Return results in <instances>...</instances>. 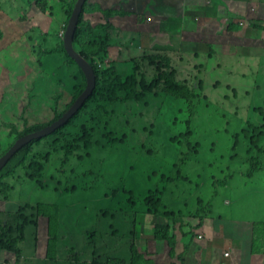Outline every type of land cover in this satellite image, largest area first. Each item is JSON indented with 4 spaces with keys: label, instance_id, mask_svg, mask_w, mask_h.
I'll return each instance as SVG.
<instances>
[{
    "label": "rangeland",
    "instance_id": "1",
    "mask_svg": "<svg viewBox=\"0 0 264 264\" xmlns=\"http://www.w3.org/2000/svg\"><path fill=\"white\" fill-rule=\"evenodd\" d=\"M47 1L50 9L43 11L35 0H0L5 33L0 39V156L27 131L66 113L83 81L67 55L42 54L64 37L78 0ZM219 1L205 0L204 6L201 1V9L190 7L185 18L175 9H152L153 16L143 8L119 9L129 19H122L120 26L111 22L109 0L86 1L80 37L105 43L108 55L104 60L97 56V65L118 70L122 79L113 82L119 89L107 93L108 87L101 88L102 93L78 110L77 119L71 117L34 139L12 161L3 178L10 186H0V210L9 209L1 212L0 224L11 221L10 227L0 225V264H148L143 259L134 263L139 255L154 264H181L176 254L188 249L186 241L194 234L196 240L185 255L188 264H225L231 259L223 255L233 253L230 248L241 237L239 232L250 237L264 230V168L250 178L244 174L255 155L254 133L262 134L264 147V40L256 42L259 50L251 57L242 44L224 51L228 47L220 39L228 37L230 28L221 17L237 4ZM132 2L138 6L137 0ZM213 3L209 16L204 7ZM201 14L208 17L206 23L197 21ZM156 28L161 32L158 40L151 35ZM254 28L264 32V20ZM247 29L237 36L248 37ZM154 80L158 86L149 88ZM188 128L194 133L180 134ZM85 131L90 133L89 145ZM236 133L240 156L231 158V135ZM196 140L202 144L200 160L182 162L176 171L174 164L183 157L172 156L169 147L189 152ZM100 149L104 151L96 153ZM153 166L169 174L174 169L176 182L159 186L154 180H170L171 175ZM42 168L43 178H35ZM229 168L238 174L227 185L215 183ZM185 171L203 185L199 189L205 208H199L196 188H191L195 183ZM209 199L212 210L206 207ZM52 210L60 213L63 239L86 226L80 244H59L57 254L47 247L49 215L44 212ZM158 210L177 214L169 220L168 234L176 238L172 257L162 239L143 234L158 231ZM26 212L34 220L17 227ZM89 223L99 229V241ZM253 249L264 253V244L256 243Z\"/></svg>",
    "mask_w": 264,
    "mask_h": 264
},
{
    "label": "trees",
    "instance_id": "2",
    "mask_svg": "<svg viewBox=\"0 0 264 264\" xmlns=\"http://www.w3.org/2000/svg\"><path fill=\"white\" fill-rule=\"evenodd\" d=\"M222 1L223 0H220L219 2H222ZM35 3L43 11L47 10V7H48V1L47 0H35ZM86 5H87V3L85 2L84 8L86 7ZM204 8L206 9V8H211V7L206 6ZM48 9H50V8L48 7ZM72 11H73V9H71V11H70V16L73 13ZM81 17H82V13L80 15L79 22H78V25L76 27L75 33H74V47L87 60H89L91 62L92 66H93V68H94V70L96 72V85H95V88L93 90L92 95L87 100V102H90L93 98L96 97L97 93H99V92L102 93L103 92L101 90V88L105 89L106 87H108V89L106 90L107 93H109L111 91L116 92V90L119 89V87L113 81L118 83L122 79V76L119 74L118 70L115 69V67L106 68L105 66L99 67V65H97L98 59L104 60V58L108 55L107 52H104L105 43L99 42V41H96V40H91V39L83 40L80 37V31H81L80 30V21H81ZM252 24L254 26L258 25V21H253ZM88 26L92 27L90 24H88ZM260 29L261 28H259L258 30H260ZM92 31L95 32V27L92 29ZM3 37H4V33H2V29L0 27V39H2ZM96 37L97 38L99 37L98 33H96ZM42 54L47 55V56L48 55H55V54H63V55L65 54V55L68 56L67 57V56L64 55L67 58V61L70 64H74V65L77 66V68L81 71L82 76H83V81L79 85V87H77L76 93H75V97H78L85 90V88L87 86V78H86L85 73L82 71L80 66L75 61V59L72 58L68 54L67 50L65 49L63 37H61V40L58 41L56 45H53L52 47L44 48L43 51H42ZM97 56H98V59H97ZM158 84H159V81L154 80V81H152L149 84L148 87L152 88L153 86H158ZM123 86L124 87L126 86V82L124 83ZM127 87H128V85H127ZM109 89H112V90H109ZM177 101H180V100L177 99ZM78 113H79V111L70 119V121L73 118H75ZM61 115H63V114H61ZM61 115L58 116V117L60 118ZM92 116L96 117V115H92ZM78 117L79 116H77L75 119H77ZM187 125H189V124H187ZM44 127L45 126H43V127H40V126L34 127L33 131H36V130L38 131V130L44 128ZM168 130L169 129H166L165 135L167 134ZM27 132L31 133L32 131H27ZM55 132H57V130ZM179 132H180L181 135H183L185 137L190 136L192 133H194L193 131H191L190 128H188L187 131H179ZM226 134H229V133H226ZM89 136H90V133L88 131H85L83 137H84V139L86 141V144H88V145H89V139H88ZM231 136H232V139L234 140V142H233L234 144H233L232 149H231L232 152L230 151V157L231 158H237L238 156H240L236 152L238 147H239V144H240V140H239L240 136L238 135V133H236L234 135H231ZM261 138H262V134L261 133H254L251 136V142L254 145V147L256 148V150H255L254 158H251L249 167H248L247 171L244 173L246 177L250 178L253 175H255L256 173H258L259 171L263 170V168H264V160H263L264 159V147L260 144ZM160 140L163 141L162 138H160ZM33 141H31L30 143L26 144L17 153H15L11 157V159L7 162V164L2 168V170L0 171V186H2V187H9L10 186L9 183L3 181V178L5 176H7L9 174V172L11 171V169H12V165H11L12 161L15 158H17L21 154V152L23 150H25L28 147H30V145L32 144ZM196 141H197V143L192 144V147H193L192 151H189V152H187L186 150H182V152H178V149L173 147L172 145L169 147V152H172V154H173L172 156H174L176 158H178V155L183 157V159L181 161L176 162L174 164V166L176 167V171L179 170L180 165H181L182 162H185V164H187L189 161H193L194 159L200 160V158H199V156H197V154L202 150V144L199 143L200 140H196ZM79 147H80V144L76 148H79ZM101 150L104 151L103 149H100L96 153L100 152ZM70 152H71L70 150H67L66 154H68ZM143 153L148 155V156H150L146 151H144ZM151 154L153 155V153H151ZM150 157H152V156H150ZM153 159L161 161L158 158H153ZM83 164L85 166V163H83ZM40 166H42V165H40ZM153 167L162 170L163 173H166L165 170L162 168V166L161 167L160 166H153ZM181 170L179 172H181ZM44 171H45V169H43V168H42V170H37L34 173V177L37 178V179H42L43 176H44ZM172 171L174 172L173 174H171V173L169 174V172L166 173L168 175H171L169 177L170 180L161 179V180H154V181H156L159 186L162 185V184H163V186H165L166 184L175 183L176 180H177V177L172 176V175H174L176 171L174 169ZM237 171H238L237 169L229 168L228 172H226L224 177L221 178V179L220 178L217 179L215 181V183L218 182L221 185H227L226 182L230 181L231 178H234L238 174ZM184 175H185V177L188 180H191V181H193L195 183L193 186H191V188H192V190H194L196 188V190L194 192V195L197 196V198H199L197 200L198 204L200 206L199 208H201V209L205 208L204 201H203V199L200 198V195H201L202 191L199 189V187H201L203 185L200 184L199 180L197 178H195L192 175V173H188L187 171H185ZM214 175L210 176V179H212V177ZM225 176H227V177L225 178ZM152 179H153V173H152V177H151L150 180H152ZM155 188H157V187H155ZM3 191L5 192V189H3ZM125 192H126V190H125ZM129 192L132 193V191H129ZM122 193L125 194L123 191H122ZM131 197H129V200L131 199ZM212 206H213V199H209L206 207H210V209L212 210ZM45 213L49 215L48 226H49V234L50 235H49L47 247H48L50 252H52V253L54 252L55 254H57V250H58L57 247H59V244L66 245L67 242L75 243V244H80L81 243V235H80L81 232L80 231L83 228H86L85 225L82 226L83 228H81V229L77 230L75 233L71 234V237H69L70 236V234H69L65 239H63L64 238L63 236L60 237V213H58L56 210L46 211ZM155 215L161 216V218L160 217H157V218L155 217L154 218V222L156 221V225H154V227L157 226L158 227V231L155 230V232L153 234H151V233H144V234L150 235L152 238L157 239V240L158 239H162L160 241H164L168 245V247H169V255H170V257H172L173 254H174V250L173 249L176 248V245H175L176 238L173 235L170 237V235L168 234L169 233L168 229H170L169 226H171L169 224V220L174 218L175 216H177V214L174 211L168 212V211H160V210H158ZM50 216L55 217L56 221H54ZM163 217H167L168 218L167 224L165 223L166 220ZM202 221H203V218H200L199 222L202 223ZM88 225L97 230V236H98V241H99V238L101 237V233H100L99 229L97 227H95L92 223H89ZM256 233H258V235H255L253 237V242H255V244L256 243L257 244H264V230L256 231ZM187 234H188L187 232L183 233L184 236H186ZM194 236H195V234L192 235V237L189 238L190 240L188 239L189 241L188 240L186 241V244H187L186 246L188 247V249L185 250L182 253L176 254V257L180 260L181 264H188V259L185 258V255L187 253H189V247L191 246L192 240H196V239H194ZM67 238H68V240H67ZM196 244H198V243H196ZM197 248L198 247H196L193 250V252H195L197 250ZM252 251L255 252L256 250L252 249ZM139 259H141V260L143 259V262L147 261L146 263H148V264H154V262L152 260L149 262L147 260L148 258L144 259L141 255H139L136 259H134V263H135V261H137ZM230 259H231V262L230 263H225V264H235V261L232 258H230ZM220 262H221V260H220ZM175 263H176V261H175ZM192 264H194V261H193Z\"/></svg>",
    "mask_w": 264,
    "mask_h": 264
},
{
    "label": "crops",
    "instance_id": "3",
    "mask_svg": "<svg viewBox=\"0 0 264 264\" xmlns=\"http://www.w3.org/2000/svg\"><path fill=\"white\" fill-rule=\"evenodd\" d=\"M145 0H137L138 6L132 1L128 0L122 3L124 9H175L177 13L180 15H184V9L189 10L192 9H201L199 7V3L202 1L203 6L205 0H157V4L154 7L150 5L152 0H149L144 4ZM179 2L178 7L176 6V2ZM224 1V0H223ZM230 3H236V9H242L241 12L236 13V9H231L230 12L239 14L244 17V27L242 30H246L249 32L248 37H237L239 30H231L227 31L228 37L221 38L220 40L225 41L223 47H228L227 50H224L228 53L231 52V49L234 45L237 44V41L240 40L241 44L246 47V52L249 57L252 56L254 51H258L259 47H255L256 42L264 40V32L253 28L252 20H264V0H228ZM108 7H115L120 9L121 4L119 0H109ZM207 9V8H206ZM151 14V13H150ZM225 14V13H224ZM153 16V14H151ZM224 23H227V17L222 16ZM122 19H116V22L119 25V22ZM128 17H126V22L128 21ZM199 23H206L208 21V17L199 16L197 18ZM211 23V21H209ZM120 26V25H119ZM240 30L239 32H241ZM246 31V32H247ZM154 37V40H158V36L161 35V32L158 28H156V32L151 34ZM246 39L245 41L243 39ZM215 45L219 46L218 42H212ZM204 46H206L204 44ZM241 237H236V243L230 250L233 251L234 258L233 260L238 264H262L264 262V253H256V251H252L255 242H253V234L250 237L243 235L239 232ZM238 239V240H237ZM168 247H164L166 250ZM218 247L215 246V249ZM8 250V248H7ZM9 251V250H8ZM169 253V252H168ZM146 257V256H145ZM147 258V257H146Z\"/></svg>",
    "mask_w": 264,
    "mask_h": 264
},
{
    "label": "water",
    "instance_id": "4",
    "mask_svg": "<svg viewBox=\"0 0 264 264\" xmlns=\"http://www.w3.org/2000/svg\"><path fill=\"white\" fill-rule=\"evenodd\" d=\"M86 0H78L76 6L74 7L72 16L69 20L68 27L64 34V46L67 50L68 54L75 59L77 64L84 71L87 78V86L85 90L80 94L77 100L74 102L72 107L63 114L58 120L54 121L51 125L40 129L38 131H34L26 134L25 136L18 138L14 145L7 151V153L0 157V170L7 163L9 158L16 153L24 144L30 142L34 138L42 137L47 135L48 133L54 131L58 126L65 123L69 118H71L78 110H80L87 99L91 96L96 82V75L92 68V66L84 59L81 53H79L73 43V37L75 28L79 19V16L82 12L83 5Z\"/></svg>",
    "mask_w": 264,
    "mask_h": 264
},
{
    "label": "clouds",
    "instance_id": "5",
    "mask_svg": "<svg viewBox=\"0 0 264 264\" xmlns=\"http://www.w3.org/2000/svg\"><path fill=\"white\" fill-rule=\"evenodd\" d=\"M125 1H128V0H119V2H120V4H121V7H120V9H124V7H123V5H122V3L123 2H125ZM130 1H133V0H130ZM149 1V0H148ZM215 1H218V0H215ZM86 2V1H85ZM151 2H153V0L151 1ZM179 2L180 1H178V2H176V6L178 7V4H179ZM85 4V3H84ZM216 5L213 3V6L211 7V8H213V7H215ZM83 8H84V5H83ZM113 10H112V17H110L111 18V22L115 25V26H119L118 25V23L116 22V19H124V18H126V16H124V15H122L121 13H120V11H119V9H117V8H115V7H111ZM207 9H209V8H207ZM74 10V9H73ZM144 10H146V12L147 13H151V14H153V15H155L154 13H153V11H152V9H144ZM82 11H83V9H82ZM177 11V10H176ZM242 11V9H236V13H239V12H241ZM73 12V11H72ZM82 13V12H81ZM236 13H232V12H230V11H228L227 13H225V15L224 16H226L227 17V23L229 24V27L228 28H230L231 30H242L243 29V27H244V23H243V21H245V19H244V17L243 16H241V15H239V14H236ZM150 14V15H151ZM206 14H208L209 15V13L207 12V10H206ZM81 15V14H80ZM190 15H193V14H190ZM71 16H72V14H71ZM71 16L69 17V20H70V18H71ZM152 16V15H151ZM186 16H189V10H186V9H184V15H180L179 14V16L178 17H182V18H185ZM200 16H205V17H207L206 15H203V14H201ZM210 16V15H209ZM237 16H240V18L239 19H237ZM199 17V16H198ZM79 18H80V16H79ZM238 21H241L240 22V24L242 25V27H240V29H239V27H238ZM253 21H258V23L261 21V20H256V19H254V20H252L251 22H253ZM78 22H79V19H78ZM78 22H77V25H78ZM77 25H76V27H77ZM1 29H2V27H1ZM75 30H76V28H75ZM229 30V29H228ZM2 33H4V31H3V29H2ZM75 33V32H74ZM5 34V33H4ZM237 37H241L240 35H238ZM63 41H64V37H63ZM73 43H74V37H73ZM237 44H241V41L240 40H238L237 41ZM79 52V51H78ZM80 53V52H79ZM83 56V55H82ZM211 56V55H210ZM84 57V56H83ZM84 59L92 66V64H91V62L89 61V60H87L85 57H84ZM81 68V67H80ZM92 68H93V66H92ZM93 70H94V68H93ZM83 71V70H82ZM84 72V71H83ZM94 72H95V70H94ZM95 75H96V72H95ZM95 85H96V82H95ZM93 93V92H92ZM92 95V94H91ZM80 96V95H79ZM78 96V97H79ZM77 97V98H78ZM90 98V97H89ZM88 100V99H87ZM78 112V111H77ZM76 112V113H77ZM75 113V114H76ZM74 114V115H75ZM73 115V116H74ZM63 116V115H62ZM72 116V117H73ZM49 125H51V124H49ZM48 125H46L45 127H47ZM44 127V128H45ZM43 129V128H42ZM37 131V130H36ZM32 132H34V131H32ZM30 133V132H29ZM28 134V133H27ZM26 135V134H25ZM25 135H23V136H25ZM23 136H21V137H23ZM21 137H19V138H21ZM38 138H40V137H38ZM18 139V138H17ZM17 139H16V141H17ZM34 139H37V138H34ZM33 139V140H34ZM33 140H31V141H33ZM15 141V142H16ZM30 141V142H31ZM14 142V143H15ZM30 142H28V143H30ZM14 143H13V145H14ZM28 143H26V144H28ZM26 144H24L22 147H24ZM12 145V146H13ZM11 146V147H12ZM10 147V148H11ZM21 147V148H22ZM9 148V149H10ZM20 148V149H21ZM8 149V150H9ZM19 149V150H20ZM7 150V151H8ZM18 150V151H19ZM17 151V152H18ZM16 152V153H17ZM7 153V152H6ZM5 153V154H6ZM5 154H3V155H5ZM15 154V153H14ZM13 154V155H14ZM3 155H1V156H3ZM12 155V156H13ZM0 156V157H1ZM11 156V157H12ZM11 157L9 158V160L11 159ZM8 160V161H9ZM7 161V162H8ZM21 163H23V160H21ZM7 164V163H6ZM5 164V165H6ZM4 165V166H5ZM3 166V167H4ZM2 167V168H3ZM2 170V169H1ZM0 170V171H1ZM38 189V188H37ZM176 191L174 190V193H175ZM197 198V197H196ZM6 211H9V209L8 208H3L2 210H0V214H1V212H6ZM45 213V212H44ZM43 213H41V214H39L38 216H40V215H42ZM34 220V218H31V217H29V212H26V213H22V215L20 216V220H19V222L16 224V226L17 227H20V224H22V226H25L26 225V223H28V222H30V221H33ZM48 220H49V218H48ZM1 225V227H10L11 226V221H4L3 223H1L0 224ZM38 229H39V227H37ZM1 230V229H0ZM48 233H49V226H48ZM144 234V233H143ZM145 235H147V234H145ZM150 236V235H149ZM255 236V235H254ZM253 236V237H254ZM61 237V236H60ZM154 239V238H153ZM155 241H157V239H154ZM6 250H7V247L5 246L4 247ZM0 250H1V248H0ZM10 251V250H9ZM233 252V251H232ZM223 256H226V257H228V258H234V255H233V253H224V255Z\"/></svg>",
    "mask_w": 264,
    "mask_h": 264
}]
</instances>
